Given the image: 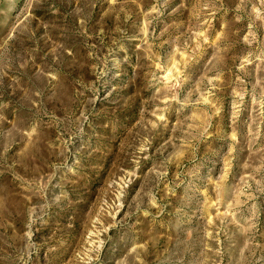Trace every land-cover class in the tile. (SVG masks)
<instances>
[{
    "label": "rangeland",
    "instance_id": "obj_1",
    "mask_svg": "<svg viewBox=\"0 0 264 264\" xmlns=\"http://www.w3.org/2000/svg\"><path fill=\"white\" fill-rule=\"evenodd\" d=\"M0 264H264V0H0Z\"/></svg>",
    "mask_w": 264,
    "mask_h": 264
}]
</instances>
